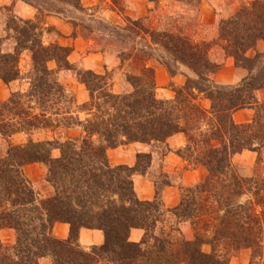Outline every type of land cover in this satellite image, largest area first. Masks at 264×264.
<instances>
[{
    "label": "trees",
    "instance_id": "trees-1",
    "mask_svg": "<svg viewBox=\"0 0 264 264\" xmlns=\"http://www.w3.org/2000/svg\"><path fill=\"white\" fill-rule=\"evenodd\" d=\"M149 1L158 5L161 0ZM177 1L198 6L202 0ZM111 2L124 15L125 1ZM26 3L37 9V17L24 20L9 15L6 32L15 42L13 51L4 52L0 42V80L6 85L22 78L24 52L30 53L32 61L29 90L0 102V139L8 144L0 156V233L13 230L16 237L13 245L0 239V264H41L42 260L51 264H232L243 251L251 253L250 264H264V101L258 97L264 91V53L248 55L264 43V0L244 3L233 16L221 20L218 39L212 43L194 42L186 28L174 32L158 22L152 27L149 15L126 16L125 27L101 22L96 29L100 34L93 35L95 30L88 28L102 54L112 47L120 67L129 63L125 74L129 90L121 94L113 91V72L78 70L69 61L72 47L47 46L43 41L46 32L55 30L45 27V16H62L66 6L83 14L87 9L82 0ZM11 9L5 10L13 14ZM74 25L80 27L76 21ZM137 39L146 45L137 47ZM216 46L248 73L238 85L216 81L223 68L211 59ZM154 48L163 53L159 59ZM153 59L171 77L181 67L195 76H189L182 87L170 83L175 98L162 100L150 65ZM52 62L56 69L50 68ZM62 71H76L89 95L75 112L62 113L60 108L68 94L58 78ZM241 110L254 111L252 122H235L234 115ZM54 127H81L84 135L66 141L31 138L34 131ZM16 134L28 135L27 143L12 144ZM180 134L187 144L177 154L192 168H204L205 178L184 189L174 209L165 210L163 205L161 193L171 184L166 175L161 176V187L155 181L154 201L139 200L134 177L148 174L152 152L166 156L171 151L168 141ZM137 143L152 152L138 153L134 167L112 166L110 150ZM55 150L60 151L59 158L53 157ZM245 151L257 154L253 177L243 176L233 165L234 157ZM33 164L47 168L50 194L44 198L36 194L25 173ZM167 213L179 224L190 225L191 239L179 227H165ZM57 224L70 226L67 239L54 235ZM82 230L102 231L104 243L83 248ZM134 230L144 232L141 241L131 240Z\"/></svg>",
    "mask_w": 264,
    "mask_h": 264
},
{
    "label": "rangeland",
    "instance_id": "rangeland-1",
    "mask_svg": "<svg viewBox=\"0 0 264 264\" xmlns=\"http://www.w3.org/2000/svg\"><path fill=\"white\" fill-rule=\"evenodd\" d=\"M13 1H14L13 3L18 2L16 0H13ZM21 1L26 2L29 0H26V1L21 0ZM124 1L127 7L124 12V15L119 14L118 11H116L113 8V4L111 0H97L96 4H91L92 0H82V4L90 5L88 9L86 8L87 12L80 14L76 10L66 6L65 9H63L65 10V14L62 16L65 18H71L73 19V21H76L78 25H80V27H75L76 31L74 30V34H79L81 36L85 35L82 38H84L86 42H88L89 29L95 30L94 31L95 33H93V35L100 34V32L96 29L97 27H100L99 25L101 22H105L108 25L125 27L124 17L127 16L126 11L130 10L136 14V15L130 16L133 19L144 18L149 15L150 20L153 22L152 27L154 26V24L158 22L161 27L164 26L163 27L164 29L169 27L174 32H176L179 29L186 28V31L193 38L194 42L199 43V42L206 41V42L212 43L218 39L220 21L233 16L240 9L242 4L251 2L252 0H202L200 5L198 6L196 5L192 6V5L180 3L177 0H161L160 4L158 5L152 4L149 0H124ZM13 6L14 5H11V1L9 0H0V42L2 44V49L4 52L13 51L14 46H15L14 40L11 37L7 36V32H6V24H7L8 16L14 15L16 17H19L18 11H16ZM7 7L13 8L11 9L13 14H10V12L5 10ZM90 9L91 11H89ZM145 11H146V14L140 17L139 14L144 13ZM58 33L59 32L56 29L54 31L49 30V32H46L43 37V41L45 45L49 46L55 43L60 44L59 39H58ZM136 42L138 44L136 45L139 48L146 45L140 39H137ZM68 47H72V46H68ZM99 48L100 47H98V49ZM213 48L214 49L211 51V59L218 64H222L223 65L222 69L226 68L228 60L232 58H229V57L227 58L225 53L220 49V47L216 46ZM154 49H155L154 55H156L158 59L160 56H163V53L159 51L160 49L159 50H157L156 48ZM257 53H264V43H259L257 46V49L255 51H251L248 55L250 57H255ZM105 55L108 60L107 62H112L114 59L118 58L117 57L118 53H116V51L113 50L112 47L110 48L106 47ZM154 60L155 59L150 61V64L152 62L154 63ZM120 64H121L120 60L118 59L117 66L119 65V67L117 68V66H113V69H112L113 71L111 70V72H113L112 75H113V80H114L113 91L116 94H121L124 91L129 90V88L126 85V76H125V74L127 73L129 69V63L121 67H120ZM49 66L51 69H56L55 63L53 62L50 63ZM75 66L78 70L83 69L78 65H75ZM31 67H32L31 55L29 52H24L21 57V61H20V69H21L22 78L19 81H16L18 83L14 85L15 89H20L21 87L25 86L26 83L29 82L28 77L31 71ZM235 68L240 72V74L242 73L241 75L242 76L241 81H242L246 77V75H248V73L242 69L237 68L236 66ZM181 69L183 71L184 70L187 71L186 81L189 76H192V77L195 76L188 69H185L183 67H181ZM183 71H179V74ZM58 78H59V81L64 85V87L67 89V92H68V94L66 95L67 98L62 102V105H60V108L62 109V113H66L68 111L75 112L76 107L78 105L84 104L82 103V99H84L83 98L84 94L88 95V92L87 90H82L81 88H79V85L76 84V82L81 84L77 78L76 71H62L59 73ZM186 81L184 85L186 84ZM238 84H235V85H238ZM235 85H230V86H235ZM157 95H158V91H157ZM258 97L259 99L261 98L260 101H262V96H260V94H258ZM203 104L205 106H208V102L207 103L204 102ZM81 118L84 120L85 116L81 115ZM59 119H61V117ZM72 129H77L78 131H82L84 135L83 128L74 127ZM66 130H68V128H55V127L50 130H41V131L37 130L32 133V139L38 142L54 140V139H58L60 141H66L68 139H73L74 137H70L69 134L65 133ZM74 139H77V138H74ZM27 141H28V138L26 139V142ZM7 147H8L7 142H5L4 140H0V156L4 154L3 152H6ZM256 160H257L256 153L255 155L249 154V156H244V157L235 156L233 159V165L239 170V172L243 176L253 177L256 172V169H255ZM159 173L160 172H157L156 174H154L152 178L154 182L157 180L158 182L157 185L161 187L163 179L161 176H159ZM46 177H47V168H46V175L41 181V183H37L36 185L32 184L36 194L41 198H44L50 194V188H48L45 182ZM186 188L188 187L180 186L181 197H182V193L184 189ZM156 192H157V188H156ZM162 193H161V196H162ZM165 227H168L169 229L171 227L172 228L179 227L181 231L184 233L186 238L188 239L192 238L193 232L190 229V225L186 223L179 224L178 220L168 213L166 214ZM54 235L56 236L55 229H54ZM0 239L5 245H13L16 239L15 232L13 234H10V233L0 234ZM250 260H251V253L249 251H243L239 256L234 257L232 259V264H250ZM41 264H51V261L42 260Z\"/></svg>",
    "mask_w": 264,
    "mask_h": 264
},
{
    "label": "crops",
    "instance_id": "crops-1",
    "mask_svg": "<svg viewBox=\"0 0 264 264\" xmlns=\"http://www.w3.org/2000/svg\"><path fill=\"white\" fill-rule=\"evenodd\" d=\"M14 9L18 11L19 17L24 20H34L37 17L38 11L31 4L22 2L13 3ZM97 0H92L91 4H96ZM84 5V4H83ZM92 6V5H91ZM85 8H89L90 5H84ZM91 11V9L89 10ZM131 13V14H130ZM127 16L136 15L133 11H126ZM144 13L139 14L140 17ZM118 15V14H117ZM44 25L46 28L53 27L60 34L58 35L59 43L61 46H72L73 52L69 57V61L78 65L85 70L93 71L97 74L103 75L107 71L111 72L113 66H117L118 58L112 62H107L106 55L102 54L97 46V43L90 36L88 42L82 38L79 34H74L75 25L73 19L65 18L61 15L50 14L45 17ZM110 63V65H109ZM155 69L156 82L158 97L162 100H172L175 98L174 91L170 88V83L175 82L179 87L184 86L186 81V70H182L180 74L175 77H171L167 68L154 60L150 64ZM56 66V65H55ZM119 65L117 66V68ZM113 71V70H112ZM242 73L235 68L233 59H229L226 68L222 69L216 76V81L221 85H235L241 81ZM18 82H13L10 85H6L0 80V102H6L9 100L13 93L27 92L30 88V82L26 83L25 86L20 89H15L14 85ZM79 88L86 90L84 85L79 84ZM20 90V91H19ZM116 92V91H115ZM264 99V91L259 92ZM82 103H86L89 100L88 95L83 96ZM261 100V98H260ZM83 115V114H82ZM254 112L252 110H241L234 115V120L238 124H246L252 122ZM85 119V118H84ZM41 131V130H40ZM70 137L81 138L83 133L77 129H68L65 132ZM26 134H16L12 138V144L21 145L26 144ZM32 138V135H31ZM73 138V139H74ZM2 140V139H0ZM34 140V139H33ZM6 142V141H5ZM168 144L171 151L166 156H160L159 152L151 150V147L142 144H129L123 145L117 149L110 150L108 152L109 160L112 166H129L134 167L137 164V155L140 152H152V164L146 175H136L134 177V188L136 195L141 201H154L156 197V184L153 180L154 174L157 172L159 176L166 175L167 180L171 183L169 186L163 188L162 200L164 209L176 208L181 200L180 186L192 187L202 181L206 176V170L204 168H192L184 161L178 154L177 151L186 147L187 139L184 135H176L172 137ZM4 154L6 152H3ZM3 154V155H4ZM249 154L255 155L253 152L245 151L242 154L236 155L249 156ZM54 158L60 157V151L55 150L53 152ZM25 173L30 182L34 185L41 183L46 175V168L44 165L33 164L25 169ZM70 232V226L68 224H57L55 226V234L60 239H67ZM10 233L13 234V230H4L0 234ZM144 232L142 230H134L131 235V240L134 242L141 241ZM104 243V234L100 230H82L80 232V244L83 248L89 249L93 246H100Z\"/></svg>",
    "mask_w": 264,
    "mask_h": 264
}]
</instances>
